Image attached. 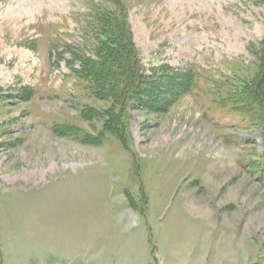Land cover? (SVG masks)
<instances>
[{"label": "rangeland", "instance_id": "374dc122", "mask_svg": "<svg viewBox=\"0 0 264 264\" xmlns=\"http://www.w3.org/2000/svg\"><path fill=\"white\" fill-rule=\"evenodd\" d=\"M263 58L264 0H0V264H264Z\"/></svg>", "mask_w": 264, "mask_h": 264}, {"label": "trees", "instance_id": "16d2710c", "mask_svg": "<svg viewBox=\"0 0 264 264\" xmlns=\"http://www.w3.org/2000/svg\"><path fill=\"white\" fill-rule=\"evenodd\" d=\"M123 36L124 35L122 34L121 35L122 40H124V39L126 40V38H123ZM126 49H127V45H126V47L122 46L120 48V50H122V51H125ZM70 53H71V55L73 57L74 62H81V67H82L81 71L82 72H86L87 71L86 70L87 67H89L91 65H92V68L94 66V69L95 68H97V69L99 68V70L102 69L105 66V64L104 63L102 64V62L93 61L92 59H85V57L83 58L82 55L79 54V53H72L71 51H70ZM59 59L61 60L60 57H59ZM59 59H58V61H60ZM90 62H93V63H90ZM69 66L72 68L73 67L72 63L69 62ZM109 66L110 65H107V67L105 68V70L107 72H110V67ZM124 66L127 69L125 71L126 73L131 72L130 70H128L129 67H130V63H128V61H127V64H124ZM72 70H73L74 74H76V73L80 74L81 73L80 71H77V70H75L73 68H72ZM102 71H104V69H102ZM162 76L165 77V79ZM194 77H195V75H193V74H192V77L187 75V74L183 75V76L181 75L180 76V81H179L177 76L172 75V74L170 76L167 75V74H164V75H161V78L157 77V78H153V79H151L152 77L151 78L148 77L146 79L145 77L142 78L140 76V78L138 77L139 79L138 78L136 79L137 82L136 83L134 82L135 83V90H136L135 91V95L138 94L139 97L141 98V95L143 93L155 92V93H157L159 95H161V94L164 95V97L168 96V95H171V97H169V99H178L181 96L189 94V92L192 91L193 83H194V80H193ZM162 78L165 81H163ZM127 80H129V78ZM127 80L124 81L125 82L124 86L125 87H129V86L130 87H134V83H133V86H131V85L128 86V81ZM263 85H264V70H263V74H261V76L258 77V79L256 81V84H255V86L253 88L254 96L259 101H261L262 104L264 103V94L262 93V90H261L264 87ZM169 99H166V100L171 101ZM122 102L123 101H121V103ZM121 103H120V112H118V116H117V124H118L119 128H120V125H121V127L124 128V126H123L124 125V123H123L124 122L123 121V110H124V107H125L124 106L125 103H123V104H121ZM236 109H240V107L236 106ZM263 112H264V110H263Z\"/></svg>", "mask_w": 264, "mask_h": 264}]
</instances>
